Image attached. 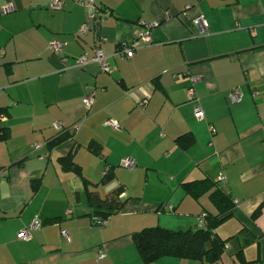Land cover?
<instances>
[{
  "label": "crops",
  "instance_id": "crops-1",
  "mask_svg": "<svg viewBox=\"0 0 264 264\" xmlns=\"http://www.w3.org/2000/svg\"><path fill=\"white\" fill-rule=\"evenodd\" d=\"M49 2L0 0V9L15 7L0 13V129L9 131L0 141V264H141L132 236L194 230L199 214H217L215 188L234 211L214 231L227 243L212 264H264V0H94L108 12L98 25L70 1L58 11ZM143 24L153 25L149 44L123 58L120 46ZM54 40L65 44L60 55L49 49ZM95 46L109 75L95 63L75 66ZM110 119L120 130L105 125ZM68 154L81 176L59 161ZM126 158L133 169L120 167ZM204 179L210 189L186 192L184 184ZM121 189L120 210L95 225L88 192L104 200ZM35 218L41 227L18 241Z\"/></svg>",
  "mask_w": 264,
  "mask_h": 264
},
{
  "label": "trees",
  "instance_id": "trees-1",
  "mask_svg": "<svg viewBox=\"0 0 264 264\" xmlns=\"http://www.w3.org/2000/svg\"><path fill=\"white\" fill-rule=\"evenodd\" d=\"M2 112L1 110L0 114ZM66 133L72 134L73 132L67 130ZM8 138V129H0V141H5ZM59 161L64 168L72 169L76 174L81 176L79 167L72 162L71 154L60 158ZM211 187L210 181L206 179L184 184L186 192L193 197L199 196ZM122 192L121 189L110 199L104 200H100L93 193L88 192V202L93 208V215L99 217L94 222L95 225L105 222L108 217L120 210L122 203L117 198ZM209 198L216 207L217 214L209 215L204 213L206 221L204 228L196 227L194 230L173 231L154 227L135 233L132 236V241L140 257L141 264H153L165 257L210 264L216 262L224 252L227 240L218 238L214 231L233 215L234 205L231 198L217 188L211 190Z\"/></svg>",
  "mask_w": 264,
  "mask_h": 264
},
{
  "label": "built area",
  "instance_id": "built-area-1",
  "mask_svg": "<svg viewBox=\"0 0 264 264\" xmlns=\"http://www.w3.org/2000/svg\"><path fill=\"white\" fill-rule=\"evenodd\" d=\"M66 1L72 2L74 5H77L79 7H82L88 11V19L94 24L98 25L100 24L103 19L106 17L108 12L103 11L99 9L96 5L94 0H50L48 4V10L50 11H58L62 8L63 4ZM15 10V7L11 4L5 5L0 9L1 14H7L11 13ZM192 25L196 28L198 33H203L207 30V25L203 17H197L192 21ZM143 31H141L136 40L133 41L130 45L122 44L119 49V55L122 56L125 59H131L134 55V52L136 49L143 45H147L150 42V30L152 29L153 25H146L143 24ZM87 30V27L83 26L81 28V31L84 32ZM65 44L59 41H52L49 44V49L53 55H60L63 51ZM65 58H61V61L63 64H65ZM90 63H95L98 65L100 71L104 74H110L112 71L109 67V64L106 61V58L104 57L102 51L98 46L93 47L91 51V55L89 56L87 52L83 53L80 57L75 59V66L78 68H82ZM194 82V80H192ZM187 98L191 101L194 100V89L193 87H189L186 91ZM94 98V92H90L86 97L82 99V105L85 110H89L90 106L92 105ZM239 93L237 91H233L230 94V100L231 101H238L239 100ZM147 103V98L143 97L142 100L138 103V105L144 106ZM194 116L196 119L200 120L202 119L203 115L202 112L199 108L194 109ZM79 124H74L72 125L68 131L75 132L78 128ZM105 125L112 128L115 131L120 130L119 124L117 121L110 119L105 122ZM53 127L58 130V131H63L64 128L59 124V123H54ZM211 132H213L212 129H210ZM34 148H38V145H34ZM120 167L131 170L135 167V163L132 159L126 158L123 159L120 163ZM218 180L220 182L224 181L223 176H219ZM168 210L171 211V207H168ZM105 222H101V224H104ZM42 223L39 219L35 218L27 227L23 228L20 230L16 237L18 241L21 242H27L31 239V231L38 230L41 227ZM206 226V221H205V214L201 213L197 216L196 218V227L197 228H204ZM61 236L64 237L66 240H69V237L67 233L62 230L61 231ZM103 254L100 252L98 253V258H102Z\"/></svg>",
  "mask_w": 264,
  "mask_h": 264
}]
</instances>
